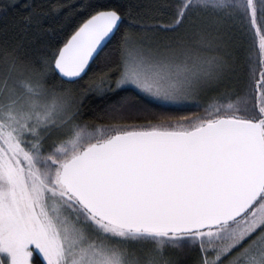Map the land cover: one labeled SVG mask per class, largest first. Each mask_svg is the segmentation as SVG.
Wrapping results in <instances>:
<instances>
[{"label":"snow or ice","instance_id":"6c2138e0","mask_svg":"<svg viewBox=\"0 0 264 264\" xmlns=\"http://www.w3.org/2000/svg\"><path fill=\"white\" fill-rule=\"evenodd\" d=\"M0 264H264V0H0Z\"/></svg>","mask_w":264,"mask_h":264},{"label":"trees","instance_id":"16d2710c","mask_svg":"<svg viewBox=\"0 0 264 264\" xmlns=\"http://www.w3.org/2000/svg\"><path fill=\"white\" fill-rule=\"evenodd\" d=\"M19 2H20V3H22V2H23V0H19ZM37 2H41V0H37Z\"/></svg>","mask_w":264,"mask_h":264}]
</instances>
